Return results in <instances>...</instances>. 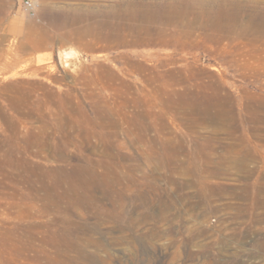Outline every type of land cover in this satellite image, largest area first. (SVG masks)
I'll use <instances>...</instances> for the list:
<instances>
[{
  "label": "rangeland",
  "instance_id": "1",
  "mask_svg": "<svg viewBox=\"0 0 264 264\" xmlns=\"http://www.w3.org/2000/svg\"><path fill=\"white\" fill-rule=\"evenodd\" d=\"M117 1L0 0V264H264V35L126 46Z\"/></svg>",
  "mask_w": 264,
  "mask_h": 264
},
{
  "label": "bare ground",
  "instance_id": "2",
  "mask_svg": "<svg viewBox=\"0 0 264 264\" xmlns=\"http://www.w3.org/2000/svg\"><path fill=\"white\" fill-rule=\"evenodd\" d=\"M209 0H167L158 2H146L143 0H127L113 2L106 12H98L92 18L98 25L106 27V39H116L117 42L126 45H143L149 42H159L161 45L168 44L166 39V26L176 27L175 41L184 46L182 37L190 35L197 27L204 30L214 29V34H206L217 38L225 36L233 38L236 36H248L249 34L264 35V12L258 11L241 14L239 0H221L219 4ZM4 11L3 3H0V14ZM84 23L82 36L91 32L96 39L101 35L97 25ZM90 33V34H91ZM207 44V42L204 41ZM213 83H209L208 86ZM193 106V103H189ZM222 110L219 115L223 124L227 125L226 132L234 136L232 121L227 119L226 112ZM240 162V161H239ZM176 161L174 166L179 167ZM241 163V162H240ZM261 188V187H260ZM264 197H259V203Z\"/></svg>",
  "mask_w": 264,
  "mask_h": 264
},
{
  "label": "built area",
  "instance_id": "3",
  "mask_svg": "<svg viewBox=\"0 0 264 264\" xmlns=\"http://www.w3.org/2000/svg\"><path fill=\"white\" fill-rule=\"evenodd\" d=\"M21 3L25 7H31V0H21Z\"/></svg>",
  "mask_w": 264,
  "mask_h": 264
}]
</instances>
